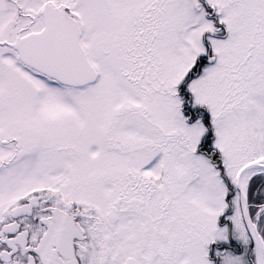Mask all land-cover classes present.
<instances>
[{
  "label": "snow or ice",
  "instance_id": "1",
  "mask_svg": "<svg viewBox=\"0 0 264 264\" xmlns=\"http://www.w3.org/2000/svg\"><path fill=\"white\" fill-rule=\"evenodd\" d=\"M0 264H264V0H0Z\"/></svg>",
  "mask_w": 264,
  "mask_h": 264
}]
</instances>
